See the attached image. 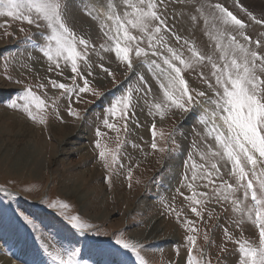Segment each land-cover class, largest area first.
<instances>
[{
    "label": "rangeland",
    "instance_id": "374dc122",
    "mask_svg": "<svg viewBox=\"0 0 264 264\" xmlns=\"http://www.w3.org/2000/svg\"><path fill=\"white\" fill-rule=\"evenodd\" d=\"M116 2L119 3V0ZM219 2L250 25L246 31L253 40L264 39V25L251 22L247 16L251 12L258 19H264V0H240L239 6H234L233 0ZM85 4L104 11L107 0H85ZM175 7L178 12H187L191 4ZM240 7L246 11H240ZM211 24L209 18L208 24L201 23L195 33L201 48L210 42L204 32H213ZM76 27L88 33L95 44L96 52L90 57L94 66L93 76L88 79L91 86L102 93L101 97L81 94L80 102L72 97L71 106L80 112V118L68 114L69 99L68 96L61 97L62 90L49 85L45 95V90L37 87L40 83H47L48 77L72 86L70 68L65 69L63 75L48 72L46 58L34 47L39 36L35 26L0 16V92L3 93H0V189H7L13 194L9 197L0 191V211L4 216L0 226V260L13 259L11 246L3 244L2 240L4 233L11 230L16 244L25 245V258L30 264H38L43 259L52 264L35 239L38 233H33L12 218V210L24 209L32 215L44 235L54 238L58 246L69 250L80 249L78 258L81 264H137L134 256L114 245L113 234L120 232L142 244L141 255L146 264H187L189 245L186 236L190 234L197 235V247L204 251L210 264H238V245L235 241L247 239L258 246L259 235L255 225L246 221L237 227L232 221L239 219L238 214H233L230 206L228 212H223L215 203L205 204L201 219L191 212L189 201L185 199L191 192L183 186L185 162L190 164L192 161L188 157L191 156L197 163H202L193 147L194 143L202 147L201 137L197 134L203 128L198 124L196 114L175 113L153 120L141 101L127 130L123 122L119 124L118 133L104 128L105 109L115 97L136 86L137 76L126 74L114 54L103 51L101 45L107 47L109 42L99 33L98 25H90L89 18L77 14ZM179 31L187 37L190 25L184 23ZM27 36H32L33 41L26 40ZM101 56L104 57L102 61ZM98 63H104L115 74V82L96 67ZM138 71L152 86L153 96L150 99L162 98L159 81L147 67ZM204 71L207 74L209 69ZM84 72L87 75L86 69ZM185 77L192 87L207 91V86L195 74L185 73ZM77 83L82 86L79 78ZM26 88H32L47 101L49 107L45 125L35 123L21 111L8 107L9 101L16 99ZM53 100L58 112L51 107ZM153 123L156 125L158 148H164L163 152L153 151L150 147ZM21 126L24 127L22 130ZM97 128L104 133L100 138L95 135ZM62 130L63 134L58 133ZM70 131L76 135V144L67 145L63 141ZM97 139L108 154L106 158L109 162L111 153L118 151L122 167L113 165L111 171L104 168L98 157L99 149L95 148ZM80 146L81 149H78ZM24 148L31 150L29 163L20 156ZM129 168L132 170L131 180L127 178ZM222 171L225 172L224 179L233 182L226 175L228 169ZM188 175L191 176V172ZM72 188L85 196L83 201L67 195ZM195 190L209 191L199 183ZM181 192L184 196L180 195ZM53 200L66 203L69 206L64 210L66 214L78 215L82 221L93 225L92 230L82 235L72 229L59 214V209L47 207V203ZM169 204L174 212L169 210ZM185 221H193L194 224H186ZM157 226L159 231L151 236ZM189 227L198 231L189 232ZM225 227L232 233L233 241H225ZM205 234L209 237L208 241L204 239ZM166 238L169 240L164 243ZM194 255L199 259V253L194 251ZM18 264L25 263L21 260Z\"/></svg>",
    "mask_w": 264,
    "mask_h": 264
},
{
    "label": "snow or ice",
    "instance_id": "6c2138e0",
    "mask_svg": "<svg viewBox=\"0 0 264 264\" xmlns=\"http://www.w3.org/2000/svg\"><path fill=\"white\" fill-rule=\"evenodd\" d=\"M239 3L240 0H233L234 6ZM189 4L191 9L187 12H178L175 7ZM240 11L246 10L240 7ZM77 14L89 18L90 25H98L99 33L109 42L107 47L101 45L103 51L113 53L126 74L137 76L136 86L115 97L105 109L104 128L118 133L119 124L123 122L127 130L141 101L153 120L163 119L168 114L195 113L203 131L197 134L201 137L202 147L195 143L193 147L202 163H197L191 156L188 160L192 162H185L183 186L191 190L185 197L190 210L202 219L205 204L215 203L223 212H228L230 206L231 212L239 216L232 223L240 227L246 221L250 222L259 235L258 246L247 239L235 241L238 264H264V39L253 40L246 31L250 25L219 0H119V3L107 0L104 11L89 8L85 0H0V16L35 26L39 36L34 47L46 58L48 72L63 75L64 70L70 68L72 86L48 77L47 83L37 87L44 89L45 95L49 85L62 90L61 97L68 96L69 99L68 114L75 118H80V112L71 106L72 97L80 102L81 94L102 96L88 79L93 76L90 57L96 47L88 33L77 29ZM247 16L251 22L264 25V19H258L251 12ZM209 18L213 32L205 30L210 42L201 48L195 33L201 23L208 24ZM178 20L181 23L178 24ZM184 23L191 28L187 37L179 31ZM26 40L32 42L33 37L27 36ZM149 57L153 59L149 60ZM103 59L101 56L100 60ZM144 66L159 81L162 98L150 99L152 86L138 71ZM96 67L115 82V74L104 63H98ZM204 69H209L207 74ZM185 73L195 74L207 86V91L192 87ZM77 78L82 80V86L77 83ZM8 107L21 111L35 123L45 125L47 122L49 105L32 88L24 89L16 99L10 100ZM51 107L58 112L55 100ZM155 129L153 123L150 147L153 151L163 152L164 148H158ZM95 135L100 138L104 133L97 128ZM172 143L175 144L174 139ZM95 148L99 149L98 157L106 170L111 171L113 165H119L118 151L111 153L109 162L100 139L95 141ZM222 169H228L226 175L233 182L224 179ZM131 177L129 168L127 178L131 180ZM106 179L110 181L111 177ZM197 183L209 191H196ZM0 191L9 197L13 195L7 189ZM180 195L184 196V193ZM248 201L250 203H246ZM47 207L59 209L68 225L82 235L93 228L78 215H67L64 210L69 206L66 203L53 200ZM168 207L175 211L171 204ZM11 215L21 226L38 233L35 239L52 264H81L80 249L58 246L54 238L44 235L26 210L14 209ZM3 220L0 211V226ZM185 223L194 224L193 221ZM188 231L196 233L198 230L189 227ZM113 236L117 248L134 256L137 264H146L141 255V243L125 237L122 232ZM223 236L225 241H233L227 227L223 229ZM204 239L209 240L207 234ZM186 240L189 245L187 264H210L204 251L197 247V235H187ZM194 251L199 253V259Z\"/></svg>",
    "mask_w": 264,
    "mask_h": 264
},
{
    "label": "bare ground",
    "instance_id": "6f19581e",
    "mask_svg": "<svg viewBox=\"0 0 264 264\" xmlns=\"http://www.w3.org/2000/svg\"><path fill=\"white\" fill-rule=\"evenodd\" d=\"M1 93V92H0ZM3 95V93H1ZM19 123V122H18ZM20 126V125H19ZM22 127L21 126V130H22ZM28 127V126H27ZM24 128V127H23ZM25 131V130H23ZM26 132V131H25ZM27 132H29V130H27ZM64 130L62 131H59L58 133L60 134H63ZM21 135V134H20ZM76 136V135H75ZM74 132H68L66 134V137L65 139L63 140L65 142V144H69V145H73V144H76V139L74 138ZM80 138V137H79ZM75 139V140H74ZM80 140V139H79ZM80 145V143H77V145ZM78 145V146H79ZM84 148V147H83ZM78 149H81V146L80 148ZM83 150V149H82ZM31 151V150H30ZM30 151L27 150L26 148L22 149V152L20 153V156H22V159L25 161V162H28L30 161ZM75 151V150H74ZM81 151V150H80ZM78 152V151H76ZM23 161V162H24ZM22 162V163H23ZM16 165L18 166L19 163L17 162ZM21 166V165H20ZM71 192H69L67 195H73L75 197H77V199L79 201H83L85 196L83 194H80V193H76V190L75 189H70ZM159 231V227H154L153 230H152V233L150 234L151 236L153 235V233ZM173 238V237H171ZM15 237L13 236V233L11 232V230H9L8 232L4 233L3 237H2V240H3V244L7 245V246H11V250H12V256H13V259H10V260H7V259H1L0 260V264H18L19 261H23L25 264H30V262L28 260H26L25 256H26V253H25V245H19V244H16L15 242ZM167 240H169V238H166L164 241L167 242ZM38 264H47L46 260L44 261V259L42 261H40Z\"/></svg>",
    "mask_w": 264,
    "mask_h": 264
}]
</instances>
